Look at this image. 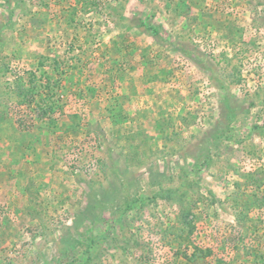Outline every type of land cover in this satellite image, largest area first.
Returning <instances> with one entry per match:
<instances>
[{
    "label": "rangeland",
    "instance_id": "1",
    "mask_svg": "<svg viewBox=\"0 0 264 264\" xmlns=\"http://www.w3.org/2000/svg\"><path fill=\"white\" fill-rule=\"evenodd\" d=\"M0 264H264V0H0Z\"/></svg>",
    "mask_w": 264,
    "mask_h": 264
},
{
    "label": "trees",
    "instance_id": "2",
    "mask_svg": "<svg viewBox=\"0 0 264 264\" xmlns=\"http://www.w3.org/2000/svg\"><path fill=\"white\" fill-rule=\"evenodd\" d=\"M31 86L29 87H24V86H20L19 87V91H18V97L21 99H26L29 100L28 98H30V100L28 101L29 103H33L34 102V98L36 97L38 90H39V85L36 86V84L33 82L30 83ZM36 102V110H37V117L39 120H44L46 118H52V114H54L53 109L48 108L49 106L47 105V107H41V105L39 104L38 101ZM46 106V105H45ZM35 109H33L35 111Z\"/></svg>",
    "mask_w": 264,
    "mask_h": 264
}]
</instances>
